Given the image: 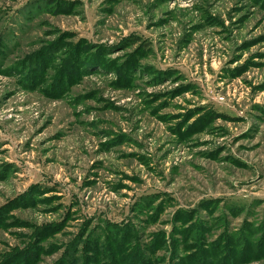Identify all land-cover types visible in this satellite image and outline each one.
<instances>
[{
    "label": "rangeland",
    "instance_id": "rangeland-1",
    "mask_svg": "<svg viewBox=\"0 0 264 264\" xmlns=\"http://www.w3.org/2000/svg\"><path fill=\"white\" fill-rule=\"evenodd\" d=\"M0 264H264V0H0Z\"/></svg>",
    "mask_w": 264,
    "mask_h": 264
}]
</instances>
